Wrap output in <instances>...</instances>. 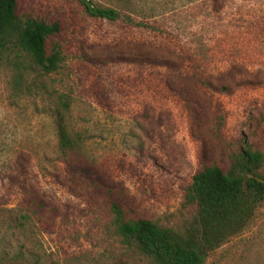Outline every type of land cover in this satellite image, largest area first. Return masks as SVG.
Instances as JSON below:
<instances>
[{
	"label": "rangeland",
	"instance_id": "rangeland-1",
	"mask_svg": "<svg viewBox=\"0 0 264 264\" xmlns=\"http://www.w3.org/2000/svg\"><path fill=\"white\" fill-rule=\"evenodd\" d=\"M17 3L59 23L63 59L18 83L13 58L0 59V264H147L125 247L113 203L180 226L198 169H226L242 146L264 154V0ZM59 97L90 167L84 190L59 149ZM202 264H264V204Z\"/></svg>",
	"mask_w": 264,
	"mask_h": 264
},
{
	"label": "trees",
	"instance_id": "trees-1",
	"mask_svg": "<svg viewBox=\"0 0 264 264\" xmlns=\"http://www.w3.org/2000/svg\"><path fill=\"white\" fill-rule=\"evenodd\" d=\"M86 11L96 17L116 19L110 7H91ZM17 0H0V59L16 65L15 82L35 68L42 74L56 71L63 59L61 47L52 37L60 31L57 21L47 22L30 14L20 15ZM10 55H14L10 57ZM56 124L59 149L73 177L93 184L89 165L78 155L77 141L67 129L62 113L68 101L58 98ZM264 154L249 146L232 153L226 169L212 164L198 169L185 189L184 203L192 208L180 226H161L141 217L127 218L113 203L118 233L127 249L147 264H202L214 249L231 236L243 231L257 208L264 204ZM91 180V181H90ZM88 188V187H87ZM104 264H132L113 261Z\"/></svg>",
	"mask_w": 264,
	"mask_h": 264
}]
</instances>
